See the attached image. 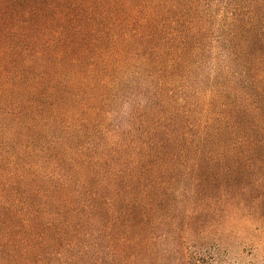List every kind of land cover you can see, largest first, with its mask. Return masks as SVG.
Instances as JSON below:
<instances>
[{"label":"trees","instance_id":"1","mask_svg":"<svg viewBox=\"0 0 264 264\" xmlns=\"http://www.w3.org/2000/svg\"><path fill=\"white\" fill-rule=\"evenodd\" d=\"M173 198L264 229V0H0V264H61L37 215L68 211L151 254Z\"/></svg>","mask_w":264,"mask_h":264},{"label":"rangeland","instance_id":"2","mask_svg":"<svg viewBox=\"0 0 264 264\" xmlns=\"http://www.w3.org/2000/svg\"><path fill=\"white\" fill-rule=\"evenodd\" d=\"M178 200L173 198L172 205L161 204L145 213V241L152 242L151 254L140 247L142 242L137 243L143 237L135 236L137 229L113 221L122 217L116 211L38 213L37 218H55L51 231L59 230L62 238L49 253L61 264H264L263 228H249V236L235 229L230 238L222 233L221 224L166 225L164 221H184L196 213V207L178 205ZM155 221L160 222L152 226L150 222Z\"/></svg>","mask_w":264,"mask_h":264}]
</instances>
